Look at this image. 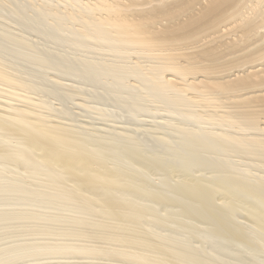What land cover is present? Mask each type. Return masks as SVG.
Returning a JSON list of instances; mask_svg holds the SVG:
<instances>
[{
    "label": "bare ground",
    "instance_id": "1",
    "mask_svg": "<svg viewBox=\"0 0 264 264\" xmlns=\"http://www.w3.org/2000/svg\"><path fill=\"white\" fill-rule=\"evenodd\" d=\"M0 19V264H264V0Z\"/></svg>",
    "mask_w": 264,
    "mask_h": 264
},
{
    "label": "rangeland",
    "instance_id": "2",
    "mask_svg": "<svg viewBox=\"0 0 264 264\" xmlns=\"http://www.w3.org/2000/svg\"><path fill=\"white\" fill-rule=\"evenodd\" d=\"M0 22L2 23L3 21L0 19ZM11 25V24H10ZM13 26V25H12ZM77 103V101H76ZM80 118H84V117H80ZM85 120V119H84ZM87 120V119H86ZM55 121H57L55 119ZM95 123L98 125L99 123H101L100 121H95ZM96 261L97 263H102V264H118V263H115V262H110V261H105V260H95V259H65V258H48L46 260H41V261H33L34 264H66V263H71V262H74V261ZM82 263V262H80Z\"/></svg>",
    "mask_w": 264,
    "mask_h": 264
}]
</instances>
